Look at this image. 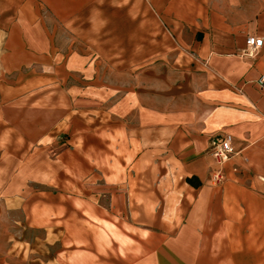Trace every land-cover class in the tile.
Here are the masks:
<instances>
[{"label": "crops", "instance_id": "obj_1", "mask_svg": "<svg viewBox=\"0 0 264 264\" xmlns=\"http://www.w3.org/2000/svg\"><path fill=\"white\" fill-rule=\"evenodd\" d=\"M261 77L264 0H0V264H264Z\"/></svg>", "mask_w": 264, "mask_h": 264}, {"label": "built area", "instance_id": "obj_2", "mask_svg": "<svg viewBox=\"0 0 264 264\" xmlns=\"http://www.w3.org/2000/svg\"><path fill=\"white\" fill-rule=\"evenodd\" d=\"M262 46L263 41L261 39L248 36L244 54L248 57H254ZM258 83L264 88V77H261ZM210 153L215 163L211 181L217 184L222 183L224 181L223 167L236 155L231 144V137L225 136L220 140H213L210 144Z\"/></svg>", "mask_w": 264, "mask_h": 264}, {"label": "trees", "instance_id": "obj_3", "mask_svg": "<svg viewBox=\"0 0 264 264\" xmlns=\"http://www.w3.org/2000/svg\"><path fill=\"white\" fill-rule=\"evenodd\" d=\"M189 182H191V183H194V180H193V179H191V180H189Z\"/></svg>", "mask_w": 264, "mask_h": 264}]
</instances>
